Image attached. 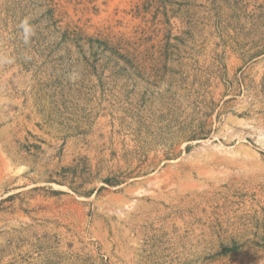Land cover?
Wrapping results in <instances>:
<instances>
[{
  "label": "rangeland",
  "instance_id": "obj_1",
  "mask_svg": "<svg viewBox=\"0 0 264 264\" xmlns=\"http://www.w3.org/2000/svg\"><path fill=\"white\" fill-rule=\"evenodd\" d=\"M0 264H264V0H0Z\"/></svg>",
  "mask_w": 264,
  "mask_h": 264
},
{
  "label": "clouds",
  "instance_id": "obj_2",
  "mask_svg": "<svg viewBox=\"0 0 264 264\" xmlns=\"http://www.w3.org/2000/svg\"><path fill=\"white\" fill-rule=\"evenodd\" d=\"M18 30L20 31L21 38L24 42V44H29L31 41V38L35 35V26L31 23L29 17L23 18L19 24L17 25ZM4 63L11 64L14 62V58H7L3 61Z\"/></svg>",
  "mask_w": 264,
  "mask_h": 264
}]
</instances>
